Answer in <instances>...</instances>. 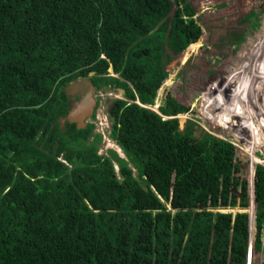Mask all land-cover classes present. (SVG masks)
<instances>
[{
	"label": "trees",
	"instance_id": "1",
	"mask_svg": "<svg viewBox=\"0 0 264 264\" xmlns=\"http://www.w3.org/2000/svg\"><path fill=\"white\" fill-rule=\"evenodd\" d=\"M185 1L0 0V264H246L247 214L218 212L247 208L244 196L237 205L229 146L163 120L187 112L173 97L160 115L148 109L167 62L195 43ZM227 44L237 54L248 36ZM234 64L224 66L243 68ZM89 72L98 91H124L109 116L124 159L98 156L91 123L59 126L64 87ZM209 89L204 106L230 124L217 108L224 98ZM255 228L262 254V223Z\"/></svg>",
	"mask_w": 264,
	"mask_h": 264
},
{
	"label": "rangeland",
	"instance_id": "2",
	"mask_svg": "<svg viewBox=\"0 0 264 264\" xmlns=\"http://www.w3.org/2000/svg\"><path fill=\"white\" fill-rule=\"evenodd\" d=\"M185 3L194 12L192 20L195 23L193 40L195 43L174 55L165 65L169 75L157 92L156 103L160 105L165 97H173L188 108L185 114L175 118L179 131H183L187 124L191 123L195 137L199 138L207 133L229 146L232 177L236 175L235 177L239 179L237 205L242 200L241 196H244L248 207L247 210L237 207L228 210L227 213L247 214L246 263L263 264L264 253L256 254L253 250V242L256 234L255 221H258L263 225L262 244H264V0H186ZM251 17H254L255 25L249 21ZM241 36L243 38L248 36V44L246 48L244 45L236 47L237 50L244 47L236 54L227 43ZM239 43L240 41L237 44ZM237 44L235 42L232 46ZM213 50L217 51L218 54H215L217 57H213L207 63V56L213 53ZM229 54L234 56L230 57ZM235 58L243 63V68L239 70L236 68L230 72L224 64L235 65ZM102 59L106 58L102 56ZM223 71L226 72L230 82L224 78ZM90 73L93 72L88 74ZM243 75L246 82L242 80ZM108 77L122 80L113 73L112 68L109 69ZM86 78L88 75L79 79ZM209 88H217L219 95L224 98L226 107L217 105V108L230 124L214 119L215 114L204 106L207 104V92L211 91ZM221 90H224L232 100L222 94ZM105 92L110 93L112 98L125 101L122 94L115 93L114 90H105ZM105 102L107 101L101 99L96 105L102 108L98 110L97 116L107 119V126L110 127L111 120L106 115L108 108ZM153 110L156 111V108ZM91 122L88 120V123ZM221 122L224 123V128L218 126ZM236 125L242 128L244 135L241 133L235 135L238 130ZM110 132V130L103 131V147H100L98 156H104L107 149H110L124 159L119 148L109 140ZM245 137L256 148L251 155H248ZM258 139H261L260 145ZM251 159L254 161L252 162ZM115 167L113 164L118 175V169Z\"/></svg>",
	"mask_w": 264,
	"mask_h": 264
},
{
	"label": "water",
	"instance_id": "3",
	"mask_svg": "<svg viewBox=\"0 0 264 264\" xmlns=\"http://www.w3.org/2000/svg\"><path fill=\"white\" fill-rule=\"evenodd\" d=\"M94 73L88 74L86 79H77L64 87L63 92L67 101L71 102L70 109L66 116L59 121L62 129L65 123L74 124L77 130L85 129L88 119L92 116L96 101L94 95L96 88L92 85L90 78ZM124 96V91L118 90ZM113 101L108 103V114H111Z\"/></svg>",
	"mask_w": 264,
	"mask_h": 264
},
{
	"label": "clouds",
	"instance_id": "4",
	"mask_svg": "<svg viewBox=\"0 0 264 264\" xmlns=\"http://www.w3.org/2000/svg\"><path fill=\"white\" fill-rule=\"evenodd\" d=\"M191 45V44H190ZM189 45V46H190ZM172 57H174V56H172ZM101 58H102V56H101ZM109 69H110V67L108 68V72H109ZM94 73V72H93ZM246 74V72L244 73V75ZM244 75H243V77H242V80L244 81V82H246L245 80H244ZM94 76H95V73H94ZM93 76V77H94ZM93 77H91V78H93ZM97 90V89H96ZM118 90H120V89H116V90H114V92L116 93H118V94H121V93H119L118 92ZM98 91V90H97ZM123 91V90H122ZM98 95H101V97L102 98H98L99 100H104V101H107V102H109V101H115V100H120V99H117V98H112V96H111V94L110 93H106L105 92V90L104 89H102V90H100L99 92H98ZM122 96V95H121ZM123 98H124V96H122ZM99 100H98V102H99ZM98 102H97V105H98ZM113 107V106H112ZM101 108V107H100ZM102 109V108H101ZM148 109H150L151 111H153V112H155L156 114H158V115H160L159 114V112H158V110H157V108H156V111H154L153 109V107L151 108H148ZM111 110H112V108H111ZM97 112L98 111H95V114H94V116H91V117H93V119H92V122H91V124L93 125V127H94V133L95 134H97V135H100L101 136V146L103 147V145H102V133L101 132H103V131H105V132H108L109 130L111 131V126L109 127V126H107V119H105V118H101V117H98L97 116ZM107 113H108V111H106ZM105 112V113H106ZM183 114H185V113H182V114H178V115H183ZM178 115H176V116H174V117H177ZM110 116V115H109ZM110 119V118H109ZM66 124V123H65ZM88 124H90V123H87V125ZM60 126V125H59ZM65 126V125H64ZM64 128V127H63ZM62 128V129H63ZM111 133V132H110ZM109 140H111L110 139V134H109ZM226 143H227V141H226ZM100 146V147H101ZM99 150H100V148H99ZM98 150V151H99ZM110 149H107V151H106V153H105V155H104V157H106L107 156V152L109 151ZM112 151V150H111ZM100 156H103V155H100ZM247 207H248V205H247ZM167 208H168V210H171L170 209V206L169 205H167ZM246 209V208H245ZM244 209V210H245ZM230 210H233V209H230ZM247 210V209H246ZM232 214V213H231Z\"/></svg>",
	"mask_w": 264,
	"mask_h": 264
},
{
	"label": "flooded vegetation",
	"instance_id": "5",
	"mask_svg": "<svg viewBox=\"0 0 264 264\" xmlns=\"http://www.w3.org/2000/svg\"><path fill=\"white\" fill-rule=\"evenodd\" d=\"M98 92H99V91H96V93H95V95H94V99H95V101H96V105H97V102H98V100H99L98 98H102L101 95H98ZM67 102H68V101H67ZM108 103H109V102H105V105H106L107 108H108ZM70 104H71V102L69 101V102H68V110H67V112H68L69 109H70ZM96 105H95L94 110H93V116H94V114H95V111H98V110L100 109V108H98ZM96 107H97V108H96ZM95 109H96V110H95ZM66 114H67V113H66ZM106 115H107L108 118H109V115H110V114L107 113ZM65 116H66V115H65ZM65 116H64V117H65ZM92 119H93V117H90L88 120H91V121H92ZM87 123H88V121H87Z\"/></svg>",
	"mask_w": 264,
	"mask_h": 264
},
{
	"label": "crops",
	"instance_id": "6",
	"mask_svg": "<svg viewBox=\"0 0 264 264\" xmlns=\"http://www.w3.org/2000/svg\"><path fill=\"white\" fill-rule=\"evenodd\" d=\"M158 107H159V104H155L154 106H153V108H157V110H158ZM92 116H93V114H92ZM161 117V116H160ZM163 118V120H167V119H175L176 117H169V118H167V117H162ZM167 205H169V203H167ZM231 208L229 207V208H226V209H221V210H219L218 212H221V213H223V214H225V213H227V211L228 210H230ZM224 210H226V212H222V211H224ZM229 213V212H228ZM263 248H264V244H263ZM264 253V252H263ZM256 254H259V253H256ZM261 254V253H260ZM246 264H249L248 262L246 263Z\"/></svg>",
	"mask_w": 264,
	"mask_h": 264
},
{
	"label": "built area",
	"instance_id": "7",
	"mask_svg": "<svg viewBox=\"0 0 264 264\" xmlns=\"http://www.w3.org/2000/svg\"><path fill=\"white\" fill-rule=\"evenodd\" d=\"M102 133V136H103V132H101Z\"/></svg>",
	"mask_w": 264,
	"mask_h": 264
},
{
	"label": "bare ground",
	"instance_id": "8",
	"mask_svg": "<svg viewBox=\"0 0 264 264\" xmlns=\"http://www.w3.org/2000/svg\"><path fill=\"white\" fill-rule=\"evenodd\" d=\"M116 168V167H115Z\"/></svg>",
	"mask_w": 264,
	"mask_h": 264
}]
</instances>
